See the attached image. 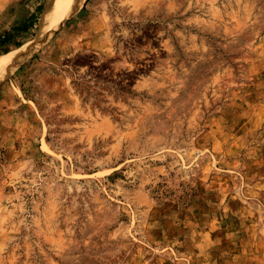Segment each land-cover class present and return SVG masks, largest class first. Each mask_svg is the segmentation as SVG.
Segmentation results:
<instances>
[{
  "label": "rangeland",
  "instance_id": "rangeland-1",
  "mask_svg": "<svg viewBox=\"0 0 264 264\" xmlns=\"http://www.w3.org/2000/svg\"><path fill=\"white\" fill-rule=\"evenodd\" d=\"M58 14L0 0V264H264V0Z\"/></svg>",
  "mask_w": 264,
  "mask_h": 264
},
{
  "label": "bare ground",
  "instance_id": "bare-ground-1",
  "mask_svg": "<svg viewBox=\"0 0 264 264\" xmlns=\"http://www.w3.org/2000/svg\"><path fill=\"white\" fill-rule=\"evenodd\" d=\"M54 1L56 2L57 9L59 10V14L56 17V21H55L56 24L55 23L54 24L55 26L56 25L58 26V24L59 23L61 24L62 23L61 21H63L66 17L77 11L83 5L85 0H54ZM52 30H50V32ZM45 38H46V34L41 37L38 36V38H35L32 41L30 40L28 43L20 47H17L11 51H8L7 53H4L3 55H1L2 58L0 60V68L3 69L10 66L16 68L19 65L23 64L33 53H35V51L38 50V48H40V46H42Z\"/></svg>",
  "mask_w": 264,
  "mask_h": 264
},
{
  "label": "trees",
  "instance_id": "trees-1",
  "mask_svg": "<svg viewBox=\"0 0 264 264\" xmlns=\"http://www.w3.org/2000/svg\"><path fill=\"white\" fill-rule=\"evenodd\" d=\"M40 9V6H38L37 10ZM12 38V34L11 33H2L0 35V47L1 45H4L5 43H7L10 39ZM14 47L19 46L20 43L19 42H13ZM0 51L4 54L7 52V48H1Z\"/></svg>",
  "mask_w": 264,
  "mask_h": 264
}]
</instances>
